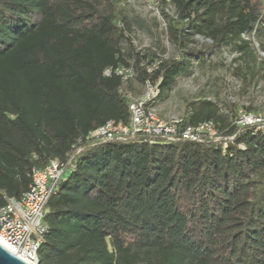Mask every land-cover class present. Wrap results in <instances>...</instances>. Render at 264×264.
Returning a JSON list of instances; mask_svg holds the SVG:
<instances>
[{
  "label": "trees",
  "instance_id": "trees-1",
  "mask_svg": "<svg viewBox=\"0 0 264 264\" xmlns=\"http://www.w3.org/2000/svg\"><path fill=\"white\" fill-rule=\"evenodd\" d=\"M126 2L0 0V207L28 189L33 168L66 161L107 120L127 123L147 78L160 80L157 104L203 59L197 37L210 50L230 45L242 80L256 57L252 30L264 51V0H170L171 14L162 2L178 53L167 60L134 48ZM130 65L123 83L114 69ZM134 79L138 96L123 90ZM236 114L207 98L187 105L183 122L212 120L218 141L86 145L48 200L38 264H264V134L233 123Z\"/></svg>",
  "mask_w": 264,
  "mask_h": 264
},
{
  "label": "built area",
  "instance_id": "built-area-1",
  "mask_svg": "<svg viewBox=\"0 0 264 264\" xmlns=\"http://www.w3.org/2000/svg\"><path fill=\"white\" fill-rule=\"evenodd\" d=\"M164 2L165 9L172 13L170 0H147L145 7L158 16L161 23L159 7ZM258 22L255 24V27ZM264 31V30H263ZM252 40L255 29L252 30ZM242 37L247 38L245 34ZM264 56V52L261 51ZM160 58L147 66V71L158 66ZM144 63V62H143ZM142 63V64H143ZM105 75L111 74L110 68H105ZM114 73L121 76L123 83L134 74L132 65L120 66L114 69ZM159 79L145 80L140 96L132 98L128 104L129 121L107 120L96 130L89 132L83 139H79V145L70 154L66 161L51 159L42 168L31 170V181L28 189L19 197H4V203L0 207V244L15 253L29 264H38V249L44 240L46 226L44 215L49 198L55 192L59 181L65 176L71 166L73 158L86 145H95L108 141H126L134 138H161L166 141L185 139L196 142L206 140L218 141L222 137L212 120H204L196 124H185L182 117L159 118L155 114L156 98L159 94ZM233 123L238 126H247L255 133L264 134V109L259 111L239 109ZM226 141H232V136L225 137ZM223 146H226L224 142ZM240 148H244L239 144Z\"/></svg>",
  "mask_w": 264,
  "mask_h": 264
},
{
  "label": "rangeland",
  "instance_id": "rangeland-1",
  "mask_svg": "<svg viewBox=\"0 0 264 264\" xmlns=\"http://www.w3.org/2000/svg\"><path fill=\"white\" fill-rule=\"evenodd\" d=\"M123 7L130 26L127 35L136 50L154 51L166 60L178 56L165 33L164 25L141 0H127ZM210 45L209 40L196 38L194 46L201 51L200 56L203 59L198 60L197 56L191 59L188 71L179 75L165 95L158 100L155 114L159 118L182 117L191 101L203 98L213 101L218 111L228 117H232L239 109H264V56L257 46H254L255 59L248 60L249 69L243 65L247 76L242 80L235 74V67L241 62L234 61L236 53L232 47L228 45L210 50ZM122 47L128 49L129 43L122 40ZM258 60L261 68L257 64ZM130 84L131 88L125 86L123 90H128L135 96L142 91V86L136 79Z\"/></svg>",
  "mask_w": 264,
  "mask_h": 264
},
{
  "label": "water",
  "instance_id": "water-1",
  "mask_svg": "<svg viewBox=\"0 0 264 264\" xmlns=\"http://www.w3.org/2000/svg\"><path fill=\"white\" fill-rule=\"evenodd\" d=\"M0 264H29L0 244Z\"/></svg>",
  "mask_w": 264,
  "mask_h": 264
},
{
  "label": "crops",
  "instance_id": "crops-1",
  "mask_svg": "<svg viewBox=\"0 0 264 264\" xmlns=\"http://www.w3.org/2000/svg\"><path fill=\"white\" fill-rule=\"evenodd\" d=\"M138 96V95H137Z\"/></svg>",
  "mask_w": 264,
  "mask_h": 264
}]
</instances>
